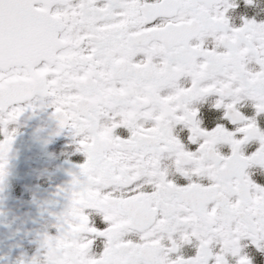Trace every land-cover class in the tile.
Masks as SVG:
<instances>
[{
    "label": "snow or ice",
    "instance_id": "snow-or-ice-1",
    "mask_svg": "<svg viewBox=\"0 0 264 264\" xmlns=\"http://www.w3.org/2000/svg\"><path fill=\"white\" fill-rule=\"evenodd\" d=\"M234 7L0 0V181L15 133L7 125L47 102L86 157L67 208L88 206L77 264H252L244 238L264 251V186L247 171L264 168V130L239 110L251 100L264 113V22L233 27ZM213 96L234 131L201 127L199 105ZM252 139L259 148L245 155ZM93 212L105 227L92 224ZM98 238L103 252L91 256ZM193 240L195 256H173Z\"/></svg>",
    "mask_w": 264,
    "mask_h": 264
},
{
    "label": "flooded vegetation",
    "instance_id": "flooded-vegetation-1",
    "mask_svg": "<svg viewBox=\"0 0 264 264\" xmlns=\"http://www.w3.org/2000/svg\"><path fill=\"white\" fill-rule=\"evenodd\" d=\"M236 7L229 10L227 16L230 25L240 27L245 19L257 23L264 22V0H233ZM215 97L199 105L201 127L211 130L217 124H224L234 131L238 126L224 118L223 109L213 107ZM241 113L248 117H255L257 126L264 130V113H257L251 100L242 102L239 107ZM54 108L47 105L37 106L35 109L26 108L16 121L7 125V130L15 129L10 149L7 153L5 175L0 181V264H18L23 256H30L35 251L33 237L41 227L51 220L55 214L67 211L70 205V189L74 176H78L79 165L86 159L77 150V143L67 127L61 128L58 120L53 116ZM5 136L4 126L0 125V140ZM188 131L181 133L186 147L195 150L197 145L187 141ZM242 134L238 133L239 138ZM259 148V140L252 139L242 146L245 155H250ZM220 151L230 154V146H220ZM250 178L257 184L264 186V168L253 165L247 169ZM176 183L184 184L187 180L182 176L172 177ZM87 205H78L68 211L78 223L71 225L61 221L50 229L54 234L57 229L61 232L64 227H70L72 233L84 231V219ZM93 225L105 227L102 216L93 212L90 217ZM63 224V227H62ZM76 241L62 236L58 246L69 247ZM82 243L78 244L81 247ZM242 252L246 254L252 264H264V251H260L251 243L249 238L241 241ZM104 240L98 238L91 246L89 255L99 256L103 252ZM83 250V249H82ZM197 242L183 245L175 255L190 258L195 256ZM230 264H235L234 258L229 257Z\"/></svg>",
    "mask_w": 264,
    "mask_h": 264
},
{
    "label": "clouds",
    "instance_id": "clouds-1",
    "mask_svg": "<svg viewBox=\"0 0 264 264\" xmlns=\"http://www.w3.org/2000/svg\"><path fill=\"white\" fill-rule=\"evenodd\" d=\"M61 221L67 225L78 223L68 211H61L55 214L33 237L34 253L30 256L21 257L18 264H77L79 259H83L86 253L78 247V244L83 243L87 239L86 233H72L70 227H64L63 232L57 229L53 234L50 229L56 227L57 223ZM62 236L66 241L71 239L76 241V243L69 247L58 246Z\"/></svg>",
    "mask_w": 264,
    "mask_h": 264
},
{
    "label": "water",
    "instance_id": "water-1",
    "mask_svg": "<svg viewBox=\"0 0 264 264\" xmlns=\"http://www.w3.org/2000/svg\"><path fill=\"white\" fill-rule=\"evenodd\" d=\"M20 50H21L22 53L25 51L23 48H21Z\"/></svg>",
    "mask_w": 264,
    "mask_h": 264
}]
</instances>
